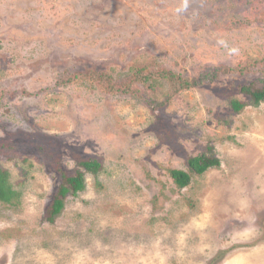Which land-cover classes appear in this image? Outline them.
<instances>
[{"label":"rangeland","instance_id":"374dc122","mask_svg":"<svg viewBox=\"0 0 264 264\" xmlns=\"http://www.w3.org/2000/svg\"><path fill=\"white\" fill-rule=\"evenodd\" d=\"M133 64L203 84L80 77ZM260 77L264 0H0V168L20 194L0 264H264V104L237 92ZM202 153L220 165L177 189L169 171ZM90 158L47 222L57 167Z\"/></svg>","mask_w":264,"mask_h":264},{"label":"trees","instance_id":"16d2710c","mask_svg":"<svg viewBox=\"0 0 264 264\" xmlns=\"http://www.w3.org/2000/svg\"><path fill=\"white\" fill-rule=\"evenodd\" d=\"M134 70L135 73L132 71ZM93 77V73H85L80 77L84 80H90L93 84L98 85L103 89L105 93L117 95L127 94V89H131L130 83L133 82H149L150 80L164 81L169 86L175 89L172 91V96H177L181 90H188L190 88L202 85L203 82L182 79L179 76L174 75L171 72L164 70L153 71L147 65L143 64L139 68L136 65H132L127 73V77H122L123 80L118 81L111 71H105L104 73L96 74ZM129 74H131L129 76ZM126 82V85H122ZM125 88V89H123ZM132 90V89H131ZM237 92L243 95L247 100L248 104L252 106H258L264 104V77L257 78L252 81H245L243 84H239ZM150 104L155 105L154 102ZM228 105L234 113H239L243 108L244 104H241L238 100L228 99ZM159 107L155 105V109ZM7 146L1 145L0 151L6 150ZM211 148L207 150L210 153ZM219 161L213 156H209L206 153L199 154L195 157L186 159V166L188 172L180 170H170L169 177L177 189L182 190L189 185L191 175L200 176L210 168L218 167ZM76 169L73 173H65L57 167L61 176V184L57 188L51 205L47 208L45 218L47 222L52 223L54 219L61 213L64 208V201L67 195L76 196L83 192L85 189V174H92L95 176L101 168V165L95 159L80 160ZM9 172L0 168V204L5 206L7 209L12 210L19 204L20 194L17 193L9 181Z\"/></svg>","mask_w":264,"mask_h":264}]
</instances>
